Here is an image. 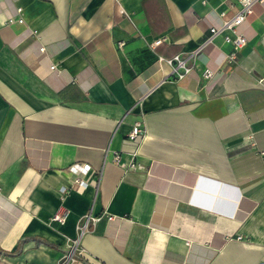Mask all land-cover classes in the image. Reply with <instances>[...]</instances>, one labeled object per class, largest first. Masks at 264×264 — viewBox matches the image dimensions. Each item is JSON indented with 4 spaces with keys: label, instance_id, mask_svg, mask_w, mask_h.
Masks as SVG:
<instances>
[{
    "label": "crops",
    "instance_id": "1",
    "mask_svg": "<svg viewBox=\"0 0 264 264\" xmlns=\"http://www.w3.org/2000/svg\"><path fill=\"white\" fill-rule=\"evenodd\" d=\"M227 2L0 0V264H264V1L165 64Z\"/></svg>",
    "mask_w": 264,
    "mask_h": 264
},
{
    "label": "built area",
    "instance_id": "2",
    "mask_svg": "<svg viewBox=\"0 0 264 264\" xmlns=\"http://www.w3.org/2000/svg\"><path fill=\"white\" fill-rule=\"evenodd\" d=\"M207 0H201L202 4H205ZM264 0H232V3L227 2V10L221 11L218 13L219 25L217 27H209L207 29V37L205 40L197 45V47L189 52L184 57L181 55H176L165 61V64L170 68V74L173 76L175 81H179L183 79L186 75H188L193 67V59L199 54L206 44H211L212 40L216 37H220L222 42L229 46V52L223 56V62L229 65H234L237 62V53L244 46L245 38L241 33H239L238 28L240 25L246 20V18L252 13V7L254 5H259ZM18 11V10H17ZM10 22V20H9ZM18 23H21L20 19H17ZM160 41L156 40L153 42L154 45L158 44ZM38 51H42V49H38ZM211 76V72L208 70H204L202 72L203 78H209ZM145 134L144 127L141 122H134L128 134L126 135V139L128 141H136L142 139ZM113 161H117V156L113 157ZM129 170H138L140 166L134 164L133 162L129 163L127 166ZM68 172L72 175H80L84 176L88 168L85 165H71L67 168ZM73 184L78 188H85L86 184L79 178H75ZM67 193V189L60 188L58 191V200L62 201L63 197ZM65 218V214L54 213L50 217V221L56 222L58 225L63 224ZM89 219V216L86 217ZM97 219H91V222H95ZM85 224L78 229V236L80 237L85 231ZM237 240L239 238H236ZM77 243V238L74 240L70 252L63 257V260L60 264H67L70 260L73 251L75 250Z\"/></svg>",
    "mask_w": 264,
    "mask_h": 264
}]
</instances>
